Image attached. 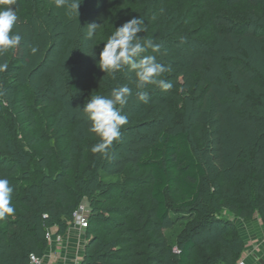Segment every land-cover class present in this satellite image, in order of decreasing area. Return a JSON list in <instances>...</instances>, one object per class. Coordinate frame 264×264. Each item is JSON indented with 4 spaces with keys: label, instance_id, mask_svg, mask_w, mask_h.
<instances>
[{
    "label": "trees",
    "instance_id": "1",
    "mask_svg": "<svg viewBox=\"0 0 264 264\" xmlns=\"http://www.w3.org/2000/svg\"><path fill=\"white\" fill-rule=\"evenodd\" d=\"M80 2L79 17L57 8L55 0H15L13 5L14 32L22 41L0 56L8 63L0 72V178L14 187L15 213L0 220V264H29L31 254L43 257L47 231L64 234L81 200L100 210L98 204L113 199L114 192L103 191L95 203L97 169L116 176L145 174L147 181L140 179L138 185L147 182L150 207L143 211L126 204L108 209L110 217L97 215L88 223L93 236L81 264H237L244 237L239 231L222 236L213 230L222 223L215 218L222 210L244 222L256 215L264 222V0ZM239 4L248 7L246 18L234 9ZM133 17L146 26L138 35L159 45V51L149 48L144 55L155 56L168 69L162 78L173 88L167 92L151 84L138 89L135 73L127 69L113 78L99 68L107 38ZM90 24L101 26L92 39L87 37ZM33 47L39 49L35 55ZM125 84L131 95L121 112L128 123L109 156H100L96 171L85 169L83 176H93L87 185L77 193L67 185L75 168L72 151L57 176L41 171L33 178L28 168L47 161L26 151L38 140L26 143L23 126L40 139L43 126L60 132L81 121L90 131L83 105ZM142 91L148 93L147 103L139 100ZM147 126L154 132L151 138L136 133ZM193 136L211 154L213 186L206 192L209 172L194 152ZM43 152L53 156L51 149ZM84 155L85 149L80 167ZM118 200L130 202L122 194Z\"/></svg>",
    "mask_w": 264,
    "mask_h": 264
},
{
    "label": "rangeland",
    "instance_id": "2",
    "mask_svg": "<svg viewBox=\"0 0 264 264\" xmlns=\"http://www.w3.org/2000/svg\"><path fill=\"white\" fill-rule=\"evenodd\" d=\"M245 6L246 4H239L234 7V9H237V11L241 10L240 13L243 12L242 15H239L241 16V18H246V10L248 7L245 8ZM226 13L232 16H235L234 14H237V12L233 13L228 11H226ZM237 18L240 19V17ZM63 97H64V101L67 102L68 100L66 99V96L63 95ZM155 117L156 116H150L148 118L154 119ZM47 122H50V120H47ZM43 127H41L42 130L41 133H42V137L44 138L40 139L37 138L38 135H36L35 131H30L28 128L23 126L22 130L24 131V133H22V135H25L26 143H30L32 139L35 137L38 140V143L36 145L27 148L26 151L36 153L38 155L36 157L37 159H39V157L41 156L43 159H46L47 161L46 164L42 163L39 165V167L30 166L28 168V171L34 174L33 178H36V176L38 177L41 171H44L47 174H52V176H57L64 169V166L62 164V159L65 158L68 159L69 158L68 153L72 151L74 154L75 168L70 172V174L73 176V179L67 182V185L72 190L73 193H77L80 185L84 184L86 186L87 181L93 177L91 176L90 173H94V171H96L95 167L97 163L99 164L98 161H100L99 159L101 154H94L91 151V149L96 143L99 142L92 136L91 132L87 130L86 126L81 121H79L78 123L75 122L73 124L68 125L65 129H63L60 132L57 129H50V128L44 129ZM22 130H20V132ZM136 133L141 134V136L145 138H151L154 134L150 126H147L142 130L141 129L137 130ZM192 146L195 154L204 163V165L206 166L209 172L207 178L204 180L203 183V189L204 192H206L208 190H211L213 186V179H212L213 172L211 170L213 169L212 168L213 163L211 160V154L209 153L208 150H206L204 144H201L199 139L195 136H193ZM47 148L52 150L53 156L50 157L44 156L43 151ZM84 149H85L84 156L86 158V163L82 167H80L79 165L81 161L79 160V155L81 151H83ZM42 165H44V167L41 169L40 166ZM85 169L86 170L90 169L91 171L89 173L90 176L82 175ZM97 172H98L97 186L100 190L99 192L97 190L95 191V196H96L95 203H98L97 202L98 199L102 198L101 193L103 191H107L109 195H111L114 192L113 194L114 198L111 199L104 206L102 204H98L96 208L100 210L92 209L90 207V203L87 198H84L79 202L77 209H80V207H84L86 214L88 216L89 224H91L92 220L95 217H97V215L101 217H105V216L110 217L111 210L108 209H115L118 207L124 209L126 204H131L138 209H143V211H147V209L150 207V203L148 199V193L150 188L147 182L146 183L142 182V185L140 184L138 185V182L140 183L139 181L140 179L147 181V177L145 174L143 173L132 174L130 172H126L122 175L116 176V175H109L108 172L102 169H97ZM120 194L124 195V197H126L127 199L130 198V202L123 203L122 201H120L121 199L118 200ZM172 215L174 216V214ZM215 218L220 219L222 223L213 230L214 235L230 236L234 231H239V233H241L242 236H245L249 232L251 233L256 231V229L258 228V227L256 228L257 224L263 227L264 230V222L257 215L252 220L248 222H244L238 219L237 217H235V215L232 214L230 211L222 210L221 212L215 215ZM72 220L73 218H71V220L68 221V228L66 229L64 234L57 233V235L62 236V239L60 241H56V243H54L46 251V253H49L48 252L49 250L51 253H54L56 255V261L58 263L63 262V264H81V262L85 257L86 245L88 244L89 239L92 238L93 236V233L89 231L90 225L83 232L74 226ZM128 220L131 222V224H134L135 227L138 226L135 219L133 218V215H129ZM163 231L166 234L171 233V230L169 228H164ZM103 235H104L103 232H100V236ZM110 241H111L110 239L107 240L108 243H110ZM174 249L176 250V247ZM202 249L203 246L201 245L198 246L196 249L197 253ZM50 260L52 261L53 259Z\"/></svg>",
    "mask_w": 264,
    "mask_h": 264
},
{
    "label": "clouds",
    "instance_id": "3",
    "mask_svg": "<svg viewBox=\"0 0 264 264\" xmlns=\"http://www.w3.org/2000/svg\"><path fill=\"white\" fill-rule=\"evenodd\" d=\"M15 0H0V56L17 49L22 41L20 34L14 32L18 16L13 5ZM80 0H55L57 8H66L70 14L79 17ZM100 25L90 24L86 27L87 37L92 39L99 35ZM146 26L141 17H133L107 38L103 49L99 53V68L108 75L124 69L134 72L136 87L143 89L145 85H157L165 92L173 88L170 81L162 78L168 71L166 67L157 62L156 57L144 55L147 49L159 51V45L152 40L141 38L138 34L144 33ZM39 49L33 47L31 52L35 55ZM88 55V54H87ZM95 59V52L90 55ZM7 62H0V72L6 71ZM131 89L128 85L113 88L110 96L93 95L83 106V112L91 121L90 131L95 133L100 142L96 143L91 151L94 154L109 156V150L114 142L121 138V129L128 123V118L121 110L128 102ZM148 93L140 92L139 100L148 102ZM119 106V107H118ZM14 187L7 179L0 178V220L6 216H13L15 208L12 205Z\"/></svg>",
    "mask_w": 264,
    "mask_h": 264
},
{
    "label": "built area",
    "instance_id": "4",
    "mask_svg": "<svg viewBox=\"0 0 264 264\" xmlns=\"http://www.w3.org/2000/svg\"><path fill=\"white\" fill-rule=\"evenodd\" d=\"M73 224L76 228L80 229L81 231H85L88 227V216L84 207H80V209H76L73 213ZM57 229L52 228L49 229L46 233V239L49 243V247H51L56 241H60L62 239L61 235H57ZM245 251V250H244ZM46 253L43 257H38L34 254L30 255L29 264H44L46 259H56V255L54 253ZM251 253H258L261 256H264V236L256 243L252 244ZM248 255L250 252L244 256L242 255L241 258L238 260L237 264H249L248 262Z\"/></svg>",
    "mask_w": 264,
    "mask_h": 264
},
{
    "label": "crops",
    "instance_id": "5",
    "mask_svg": "<svg viewBox=\"0 0 264 264\" xmlns=\"http://www.w3.org/2000/svg\"><path fill=\"white\" fill-rule=\"evenodd\" d=\"M256 228H257L256 231L251 232V233L249 232L247 235L243 236L246 246H245V251L243 252L242 255L246 256L250 252V255L247 256L249 259L248 260L249 264H264V256H261L258 253H251L252 244L258 242L264 236L263 227L257 224ZM44 264H63V262L58 263L56 259L52 261L50 259H46Z\"/></svg>",
    "mask_w": 264,
    "mask_h": 264
}]
</instances>
